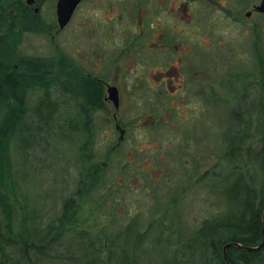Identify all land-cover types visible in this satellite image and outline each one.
Wrapping results in <instances>:
<instances>
[{"label": "rangeland", "instance_id": "374dc122", "mask_svg": "<svg viewBox=\"0 0 264 264\" xmlns=\"http://www.w3.org/2000/svg\"><path fill=\"white\" fill-rule=\"evenodd\" d=\"M54 2L33 0L28 3L31 8H36L33 14L40 17L42 25L41 30H31L23 35L17 47L18 54L52 57L57 53L70 60L74 54V64L87 71H97L107 78L108 84L119 87L117 115L127 124L123 139L112 149L118 135L113 122L110 119L108 123L105 122L113 111L111 103L106 104V115L99 110L91 113V162L99 165H105L106 162L105 172L99 178L98 188L92 192V199L100 201L99 197L106 187L112 191V194L106 196L105 204L90 206L94 213L91 212V215L95 219L90 223L94 224L92 231L101 230V233L111 235L132 221H136L138 231H142L146 223L156 217L151 211L153 204L157 202L158 206L168 208L172 204L171 199L177 203V220L186 232L194 229L205 217L223 211L220 194L210 192L204 180L197 181L196 171L202 172L215 165L225 150L219 135L223 130L220 127L222 116L225 120L227 117L220 109L216 111L217 115L211 109L207 110L201 93L229 97L228 87L240 91L241 84L247 83L248 98L254 101L251 102L254 125L264 127V113L260 110V100L255 96L259 92V84L260 89L264 90V83H261L264 75H261L258 67V57H264V13L253 9L259 0H204L203 8L200 6L201 11L197 15L202 27L198 36L187 34L176 37L177 42L184 47L180 51L192 50V53L198 54L197 61L192 63L186 57L179 67L177 52L173 50L168 63L172 67L170 86L174 90L171 92L173 95L164 100L158 99L156 92L153 94L152 85L145 83L143 78H149L153 65L162 71L164 59L152 65L145 59L134 62V52H130L132 60L119 63L122 74L118 73L115 77V62L120 55L114 45H126L133 37L134 29L140 22L137 8H133L132 4L122 8L112 4L111 0H82L68 24L57 30ZM247 11L249 15L245 16ZM8 14H12L10 10ZM12 16L15 17V13ZM113 17L120 19L119 22L113 20ZM51 24L54 26L51 33L44 34L43 29ZM88 26L92 28L91 37ZM102 29L112 32V35L104 36ZM147 54L144 53V56ZM185 64L194 65L193 70L200 71L198 82L203 87L197 86L194 73L177 74ZM54 71L58 72L56 68ZM55 72L54 76L57 75ZM58 74L62 73L59 71ZM139 75L138 84H141V88L136 89L133 78ZM190 75L194 78L191 79ZM78 82V79L70 81L68 77L60 76V81L50 86L51 98L59 91L69 96L67 85L71 89L73 103L81 105L83 100L79 90H73V85ZM37 96V91L31 92L26 105H31ZM69 111L58 110L55 117L57 126L61 125L63 119L65 121ZM223 112L226 113V110ZM63 132L64 142L63 138L58 139V132H50L47 136L41 134L45 141L37 140L34 151L26 159L13 154L12 161L15 164L25 163L22 178L17 182L18 202L13 204L14 228L18 227L21 217L27 214L28 217L38 216L40 223L51 218L61 199L75 187L77 173L78 178L83 174L85 168L79 164L76 156L81 139L66 128ZM16 144L19 142L14 137L10 146L15 148ZM254 145L257 146L256 143ZM110 148L112 153L109 156ZM215 169H219V166H215ZM254 176L258 186L261 178L258 170ZM174 184L177 190L182 189L180 194ZM147 187L150 189L146 192ZM175 191L179 195L176 199L173 198ZM124 236V233L120 234L121 239Z\"/></svg>", "mask_w": 264, "mask_h": 264}, {"label": "trees", "instance_id": "16d2710c", "mask_svg": "<svg viewBox=\"0 0 264 264\" xmlns=\"http://www.w3.org/2000/svg\"><path fill=\"white\" fill-rule=\"evenodd\" d=\"M14 13L15 17L12 16ZM41 25L40 17L34 15L22 0H0V264H264V240L252 251L233 244L223 249L226 243L255 247L261 241L264 127L254 125L251 115L254 101L248 98L247 83L241 84L240 91L228 87V98L201 93L207 110L211 109L217 115L216 111L220 109L227 117L225 120L222 116L224 121L222 119L220 127L223 130L219 135L225 150L215 165L202 172L196 171L197 181L204 180L210 192L220 194L223 211L205 217L186 232L177 220V203L171 199L168 208L158 206L157 202L153 204L156 210L152 208L151 211L156 217H152L142 231H138V223L132 221L111 235L101 233V230L94 232V224L90 223L95 219L90 206L105 204L106 196L112 194L106 187L100 201L92 199V192L98 188L99 178L106 169V162L105 165L91 162L93 155L89 151L91 113L99 110L107 114L102 84L91 74L85 76L82 68L60 54L52 57L19 55L17 47L23 35L31 30H41ZM53 28V24L48 25L43 33L50 34ZM258 67L263 76L264 57H258ZM59 71L62 74H58ZM62 75L70 81L79 80L73 90H79L83 100L81 105L73 103L67 85L70 97L59 91L51 98L50 86L58 83ZM68 85L72 88L70 82ZM260 88L255 96L264 113V90ZM33 91H37L38 96L31 105H26L28 95ZM60 109L70 111L65 121L63 119L57 126L55 117ZM109 119L112 121L110 117L105 122ZM64 128L81 139L76 156L85 168L84 172L79 178L77 173L75 187L61 199L51 218L40 223L38 216L28 217L27 214L14 228L13 204L18 202L17 182L22 178L25 163L15 164L13 156L29 157L36 141H45L41 134L47 136L55 131L58 139L66 141ZM14 137L19 142L15 148L10 146ZM112 149H108L109 156ZM32 167L34 170V165ZM256 170L261 177L258 186L254 176ZM148 189L150 187L145 189L146 192ZM181 190H177L178 194ZM177 191L173 195L175 199L179 196ZM156 231L158 233L154 234ZM121 233H124V239H121Z\"/></svg>", "mask_w": 264, "mask_h": 264}, {"label": "flooded vegetation", "instance_id": "af4514ba", "mask_svg": "<svg viewBox=\"0 0 264 264\" xmlns=\"http://www.w3.org/2000/svg\"><path fill=\"white\" fill-rule=\"evenodd\" d=\"M32 1L33 0H28L27 2L25 0L24 3L25 6L31 9L32 12L35 14L36 8H31L28 5V3H31ZM81 1L82 0H80L79 3ZM79 3L75 6L74 10L79 5ZM111 3L120 5L122 8H124L127 4H132L133 8L135 9L137 8L138 17L140 19L138 26L134 29V35H132L133 37L127 42V44L114 45L116 47V51H119V55H120L115 62V69H116L115 77L118 75V73L122 74L121 65L120 67H118V64L122 62L124 63L125 60L127 59L132 60V58L129 57L130 52H134L133 55L134 62L135 61L141 62V60L145 59L148 62H150V64L152 65L153 63L160 62L161 59L162 60L164 59L165 64L162 71L156 69V65H153L152 66L153 72L149 74V78L148 77H143V78L145 83L152 85L151 90L153 91V94L154 92H156V96L158 99L164 100V98L166 99L167 96L173 95L171 94V92L174 89L170 86L172 80L171 77L172 67L168 63L172 57L173 50L177 52L179 67L182 66L183 63L182 59L188 57L190 58L191 62L194 63L195 60L197 61L196 56H198V54L196 55L192 53V50L189 49L180 51L181 48L184 47L182 43L177 42L178 39H176V37L184 36L187 34H194L198 36V34L202 30V27L200 26V23H198V19L200 18H198L197 15H199V12L201 11L200 6L203 8L204 0H111ZM126 10H128L127 7ZM113 20L119 22L120 19L117 20V17H113ZM133 21L134 23H136L135 19H133ZM68 22L62 28H64L68 24ZM62 28H59L58 26L56 27L57 30H61ZM88 29L89 32H91L92 28L90 26H88ZM102 31H103L102 34L106 37L112 35V32L106 30L104 31L103 29ZM89 36L90 37L92 36V32L89 34ZM92 41L93 40H90V42ZM144 53H148V54L144 56ZM74 56L75 55L72 54L71 61L73 60ZM101 56L102 55H100V58ZM159 57L161 58L159 59ZM193 67L194 65L185 64L183 70H180L179 72H177V74L182 72H184L185 75L186 73L188 74L194 73L197 80L196 84L200 88V82H198L199 81L198 73L200 71L193 70ZM195 67H197V65H195ZM83 71L85 72L84 73L85 76L91 74L93 75L92 78H94L96 81L102 84V88H103L102 99L105 102V105L107 104V102H110L113 107V111L110 113V117L112 119L114 129L118 135L116 143L113 146L118 145L119 141L123 139V134L125 132V126H126L123 119L119 115H117L120 89L118 86L108 84L107 78L98 74V72L95 70L87 71L83 69ZM193 78L194 77H192L191 79ZM133 83L136 85L135 86L136 89L141 88V84L140 85L138 84L140 83V75L133 78ZM110 86H113L116 90V95H117L116 107H114L112 102L108 99L107 88ZM176 92L177 91H175V93ZM113 146L111 148H113Z\"/></svg>", "mask_w": 264, "mask_h": 264}, {"label": "water", "instance_id": "95a60500", "mask_svg": "<svg viewBox=\"0 0 264 264\" xmlns=\"http://www.w3.org/2000/svg\"><path fill=\"white\" fill-rule=\"evenodd\" d=\"M28 2V0H26ZM80 0H56L54 5V14H55V21L59 28H62L70 19L71 14L75 8V6L79 3ZM253 9L259 13H264V0H259L258 4L253 7ZM249 12H245V16H248ZM108 91V99L112 102L113 106H117V95L116 90L113 86L107 88ZM262 233H261V241L259 245L255 247H244L240 246L237 243H226L223 246V249L231 244L241 247L244 250L252 251L258 249L264 240V208L262 210ZM223 258L225 260V254L223 252Z\"/></svg>", "mask_w": 264, "mask_h": 264}]
</instances>
